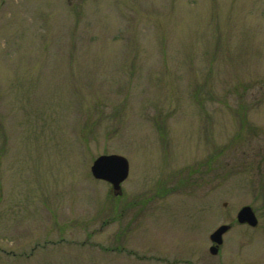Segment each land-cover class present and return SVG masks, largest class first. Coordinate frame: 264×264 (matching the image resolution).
Returning a JSON list of instances; mask_svg holds the SVG:
<instances>
[{"label":"rangeland","instance_id":"obj_1","mask_svg":"<svg viewBox=\"0 0 264 264\" xmlns=\"http://www.w3.org/2000/svg\"><path fill=\"white\" fill-rule=\"evenodd\" d=\"M183 258L264 264V0H0V264Z\"/></svg>","mask_w":264,"mask_h":264},{"label":"water","instance_id":"obj_2","mask_svg":"<svg viewBox=\"0 0 264 264\" xmlns=\"http://www.w3.org/2000/svg\"><path fill=\"white\" fill-rule=\"evenodd\" d=\"M129 165L127 159L119 154H101L97 156L90 166L91 175L95 179L104 180L111 185L112 192L117 195L121 193V183L128 175ZM236 221L249 226L257 225V218L249 205L242 206L237 214ZM229 229V225L223 224L217 227L210 235L212 245L209 252L214 255L222 243V235Z\"/></svg>","mask_w":264,"mask_h":264},{"label":"flooded vegetation","instance_id":"obj_3","mask_svg":"<svg viewBox=\"0 0 264 264\" xmlns=\"http://www.w3.org/2000/svg\"><path fill=\"white\" fill-rule=\"evenodd\" d=\"M235 220H236V218H235ZM237 222V221H236ZM238 223V222H237ZM239 225H246V224H240V223H238ZM221 225H223V224H221ZM227 225H229V229L227 230V231H229L231 228H232V223L230 222V223H227ZM220 226V225H219ZM218 227V226H217ZM226 231V232H227ZM225 232V233H226ZM225 233H223V235L225 234ZM223 243V242H222ZM222 245V244H221ZM220 245V246H221ZM219 246V247H220ZM218 251H219V248H218ZM218 253V252H217ZM216 253V254H217ZM216 254H214V255H216ZM154 257V256H153ZM154 258H156V259H158V260H160V257H154ZM164 260H166L165 258H164ZM174 262H181V263H187V264H197V263H195V262H192L190 259H180V260H175Z\"/></svg>","mask_w":264,"mask_h":264}]
</instances>
